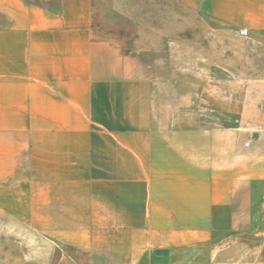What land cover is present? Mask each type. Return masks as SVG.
Here are the masks:
<instances>
[{
  "label": "crops",
  "instance_id": "crops-1",
  "mask_svg": "<svg viewBox=\"0 0 264 264\" xmlns=\"http://www.w3.org/2000/svg\"><path fill=\"white\" fill-rule=\"evenodd\" d=\"M190 2L194 67L100 1L0 0V264H264V0Z\"/></svg>",
  "mask_w": 264,
  "mask_h": 264
},
{
  "label": "rangeland",
  "instance_id": "rangeland-1",
  "mask_svg": "<svg viewBox=\"0 0 264 264\" xmlns=\"http://www.w3.org/2000/svg\"><path fill=\"white\" fill-rule=\"evenodd\" d=\"M94 1H100L102 10L114 18H119L118 14L126 15L128 21L130 15L142 17L144 62L171 60L176 66L194 67L196 63H206V58H214L215 44L220 40L216 31L221 28L201 6L188 4L208 0ZM129 23L134 35V22ZM22 239L29 249L37 246L31 238Z\"/></svg>",
  "mask_w": 264,
  "mask_h": 264
},
{
  "label": "built area",
  "instance_id": "built-area-1",
  "mask_svg": "<svg viewBox=\"0 0 264 264\" xmlns=\"http://www.w3.org/2000/svg\"><path fill=\"white\" fill-rule=\"evenodd\" d=\"M249 30L247 28L240 29V34L241 35H248Z\"/></svg>",
  "mask_w": 264,
  "mask_h": 264
}]
</instances>
